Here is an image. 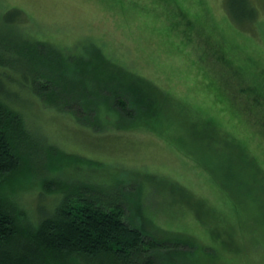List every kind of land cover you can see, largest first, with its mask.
<instances>
[{"label": "rangeland", "instance_id": "rangeland-1", "mask_svg": "<svg viewBox=\"0 0 264 264\" xmlns=\"http://www.w3.org/2000/svg\"><path fill=\"white\" fill-rule=\"evenodd\" d=\"M251 2L261 12L253 28L245 30L229 0H173L168 9L162 0H0V62L8 57V62L25 60L29 65L24 64L25 68L37 73L33 81L49 79L56 91L51 98L40 97L34 89L23 93L22 82L11 83L23 99L29 97L13 102L26 127L41 137L44 143L40 145L54 151L10 188L27 217H36L38 193L46 181L97 187L118 199L130 190L123 200L129 203L130 217L125 216V222L158 241L182 247L156 252L157 264L165 260L172 264H264V134L257 128L252 133L250 126L240 125L237 119L232 121L224 103L215 99L217 82L207 80V71L219 70L196 46L208 42L212 48L203 44L205 50L216 55L214 42L220 41L235 63L243 64V70L253 62L259 65L251 70L256 75L261 71L264 82V0ZM12 7L21 9L24 19L7 26L2 14ZM195 19L205 23L200 21L198 26ZM19 39L45 43L42 54L53 62L37 60L31 52H11ZM50 49L54 54L47 53ZM94 49L118 66L103 64L102 76L106 74L103 69L114 77L117 70L121 74L126 70L157 91L146 98L132 92V100H145L138 102L142 107L135 104L138 113L133 122L122 121L118 126L119 118L104 104L106 108L97 105L98 120L93 111L83 113L89 121L73 114L80 101L67 90L79 89L89 76L94 79L92 73L78 72L84 63L99 73L88 61L89 50ZM225 61L214 63L220 68L219 77L226 72L227 83L235 84L234 71L242 80L243 75L235 71L238 68ZM3 71L12 76L11 82L19 80L8 64ZM232 92L236 106L254 113L250 105L256 100L239 87ZM147 110L158 114L136 120ZM212 121L218 127L209 132L205 125ZM144 124L160 131L161 137ZM205 166L217 169V174L211 171L213 182ZM130 184L134 187L124 191ZM43 199L40 203L46 205Z\"/></svg>", "mask_w": 264, "mask_h": 264}, {"label": "trees", "instance_id": "trees-1", "mask_svg": "<svg viewBox=\"0 0 264 264\" xmlns=\"http://www.w3.org/2000/svg\"><path fill=\"white\" fill-rule=\"evenodd\" d=\"M118 1L122 2V0ZM172 3L173 0H162V4L166 9L169 6L172 7ZM229 5L234 9L236 8L233 11L238 24L245 30L252 29L261 12L259 7L254 5L251 0H229ZM181 9L179 5V10L183 15ZM2 16L7 26L15 25L21 22V19H24L23 12L17 7L7 9ZM169 20L171 21L172 18H169ZM195 20L198 26L200 21L205 23L204 20ZM181 30L183 31L184 28H181ZM16 41L17 44L12 47L11 52L19 51L22 54L31 52L32 57L37 60L43 61L46 59L48 65L53 62L42 54L46 50V44L42 41H32L31 43L21 39H19V42ZM29 43L31 47L27 46ZM203 44L208 49L212 48L208 42ZM203 44L200 45L199 42L196 44L198 49H203L201 53L203 58L211 57L212 61L218 64L221 63L222 59H224V62L229 60L231 62L230 66L237 67L238 69L235 71L239 70L243 75V79L239 80V73L233 71L231 73L236 75L237 81L235 84H232V82L227 83L226 72L225 76L220 72V78L218 75L220 68L214 63H210L216 70H219L207 71L206 75L207 80L215 81L218 84V87L214 86L215 99L224 103L226 112L229 111L227 114L234 117L232 121L237 119L240 125L250 126L252 133L255 131L256 134L257 130L255 128H257L261 134H264L263 73L258 71L256 75V70H251V68H258L259 65L255 62L253 64L249 63L251 65L250 69L244 68L243 70V64L235 63L232 54H227L224 51L220 41L214 42L216 55H213L210 50H205L206 47ZM54 51V49L53 51L50 49L47 53L54 54ZM89 52L88 61L93 64L92 67L95 70L99 69V73H93V69L85 68V63L83 68L78 67V72L81 70L82 75L88 76L92 73L95 77L90 80L89 76V81L83 86H79V89L69 88L67 90H71L68 94L71 95L73 92L72 97L80 101L78 108L73 109L75 111L73 114L78 119L89 121V117L86 115V118L83 113L93 111V117L98 120L96 114H98L97 105L99 104L110 108L117 115L120 121L117 124L118 126L121 127L122 121L129 120V123L133 122L130 120L135 119L138 113L135 104H140V107H142L143 103H138L142 98L132 100L130 98L132 92H136L135 96H139V93H141L140 97L146 98V96H150V94L157 91L153 90L145 81L136 79L141 78L140 76L126 70L122 72L123 74L117 70L120 75L114 77L112 73H107L103 69V73L106 74L102 76L101 66L103 67V64L110 67L107 65L110 63L113 68L116 66V69H118V66L105 54L101 53V56H99L98 49L89 50ZM8 60L9 57L4 58V63L0 62V264H157L156 258L159 257L157 255L159 251L168 252L171 251V248L177 250L182 248L178 243L158 241L140 227L125 222V216H129L126 210L127 207L129 208V203L123 200L126 198V193L131 194L130 190L126 191L127 187H134L131 184L123 187L126 193L118 199L105 195L97 187L90 188L88 185H78L77 187L68 185L66 182H57V180H51V183L46 181V186L38 193L41 198L40 202L45 201L43 198H46V205L39 202L36 217L34 219L27 217L26 211L23 210L20 204H17L18 200L10 195L13 194L10 188L15 187L16 182L24 179L30 167L33 168L35 163L41 165L42 160L48 155H53L54 151L50 146L40 145V142L44 143L41 141V137H35L26 127L23 115L15 109L13 102L15 104V101L19 100L27 101L29 97L25 96V99H23L20 93L15 91L17 89L12 84L17 85L22 82L24 84L21 87L23 93L31 94L34 89L40 97L51 98L53 94H56V91L50 88L49 79L33 81V79H37V73L33 72L31 67L29 70L25 68V65L29 66L23 62L25 60L16 62H8ZM55 61L60 62L57 58ZM74 61L79 62V59L75 58ZM5 64L16 70L13 72L18 73V81L11 82L10 78L12 76L3 71ZM36 67L38 68L39 65H36ZM57 78H60V76H57ZM215 78L219 81H216ZM32 83L35 85L34 88L31 86ZM209 84L207 82L205 85L210 88ZM238 87L239 90H243L250 95L252 100H256L250 105L251 110L254 109V113L245 109L241 110L238 103L237 106L235 105L237 99L232 91L237 90ZM21 88L19 87V89ZM228 91L231 96L228 95ZM89 98H92V100L86 104L85 100H89ZM81 99L85 105L82 104ZM135 101L137 102L135 103ZM141 101L145 100L142 99ZM57 104H60V102H57ZM154 113L151 114L147 110L145 115L144 113L142 117H140L141 114L138 115L136 120L155 118L158 113ZM252 115L255 119L250 120L249 118ZM214 122L205 125L207 131L211 132L210 129L216 126ZM142 126L153 129L160 136V131L156 128L146 124ZM257 134L259 133L257 132ZM225 137L229 139V136L225 135ZM236 139L239 140L237 137ZM259 165L263 167L261 164ZM203 169L209 174L210 180L213 182L215 174L213 175L211 171H214L215 168L210 169L205 166ZM215 170L217 171V169ZM215 173L217 174V172ZM138 259H141V262H138ZM165 262L160 263L172 264V262L166 260Z\"/></svg>", "mask_w": 264, "mask_h": 264}]
</instances>
